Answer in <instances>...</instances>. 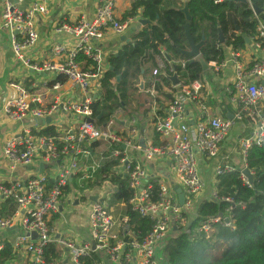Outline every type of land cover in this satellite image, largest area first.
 Segmentation results:
<instances>
[{
	"label": "built area",
	"instance_id": "1",
	"mask_svg": "<svg viewBox=\"0 0 264 264\" xmlns=\"http://www.w3.org/2000/svg\"><path fill=\"white\" fill-rule=\"evenodd\" d=\"M117 1L98 0L90 21L80 18L71 24L54 26L53 32L70 38L72 47L57 43L51 49V61L32 63L24 51L38 40L35 23L39 16L48 14L47 0H0V39H6L12 57L39 81L27 85L12 83L15 95L3 103L5 115L19 126L17 133L4 142L3 160L10 171L16 166L38 169L25 178L14 176L0 184L1 199L15 204L12 216L0 217V232L17 228L11 246L14 251L21 249L24 264H85L87 260L100 264L93 258L97 253L110 264H166L159 251L170 233L178 229L189 232L197 206L204 200L218 199L214 189L209 197L199 198L206 189L199 173L200 164L211 163L214 183L217 177L238 170L243 184L254 189V173L246 167V157L252 147L264 145V58L252 60L246 68L239 52L231 51L233 81L223 87L234 110L229 119L209 115L202 80L183 86L178 75L180 84L174 86L171 102L161 116L157 112L155 87L162 78L174 74V65L183 69L190 61L170 60L162 54L149 72L146 89L150 126L158 144L146 136L140 146L135 118L124 120L119 109L114 110L105 124H96L92 104L101 97L99 80L103 73L95 42L102 39L106 30L122 35L134 22V19L118 22L114 14ZM220 2L214 0L215 4ZM252 39L254 47L264 55V22L260 17ZM78 54L95 66L85 69L77 60ZM225 64L224 60L220 65L214 62L207 65L208 70L219 74ZM167 68L171 74L165 72ZM38 84L48 89L50 104L45 103L44 93L33 92ZM73 92L76 98L69 97ZM190 105L198 109L195 122L189 113ZM47 117L48 125L42 123ZM238 123L243 128L235 152L223 155V142ZM47 126L53 128L54 136L38 134ZM235 155L240 167L231 161ZM139 157L163 168L164 173L151 177ZM109 162L115 163L101 174L102 166ZM40 164L44 166L42 170ZM245 169L252 181L242 173ZM173 186L181 190V205ZM91 197L95 201H90ZM82 198L89 205L86 221L91 241L77 244L55 238L50 227L52 216ZM218 200L227 207L222 214L200 219L193 229L199 236H212L217 225L234 230L233 209L241 204H235L229 197ZM116 205L150 219L153 222L150 231L137 237L127 216L112 214ZM33 233L36 239L31 238ZM51 242L68 250L67 263L45 261L44 249Z\"/></svg>",
	"mask_w": 264,
	"mask_h": 264
},
{
	"label": "trees",
	"instance_id": "2",
	"mask_svg": "<svg viewBox=\"0 0 264 264\" xmlns=\"http://www.w3.org/2000/svg\"><path fill=\"white\" fill-rule=\"evenodd\" d=\"M184 3H187L191 17L189 28L193 42L197 44L204 37L199 53L206 64L214 62L220 65L226 57L225 48L233 52L245 49V38L252 39L255 36L257 19L260 17L254 16L251 7L261 10V15H264V0H248L247 4L226 1L215 4L214 0H131L130 8L118 22L140 17L152 22V25L142 27L132 35L130 42L123 44L116 54L107 57L109 68L99 80L101 97L92 104L93 119L98 126L105 124L116 109H121L123 113L129 112L127 105L134 92L141 83L146 90L148 83L145 77L156 67V61L162 54L170 60H185L178 53V50L187 49L183 29L186 21L179 11ZM219 32L224 37L222 45H217ZM77 60L84 64L85 69L95 66L81 54L77 55ZM165 72L171 74L169 68ZM202 74L201 65L196 61L187 62L183 69L178 66L177 70L183 86L201 81ZM57 81L64 82L65 79L57 78ZM168 87L170 92H174L168 78H162L155 87L158 107L159 97L168 99L167 95L161 94ZM164 110H159L161 116ZM38 134L47 137L55 135L50 126L44 127ZM153 139L157 145V135ZM114 163H104L101 174ZM246 167L254 173V189L243 184L238 170L217 177L214 185L218 199L229 197L235 204H241L233 209L234 230L217 225L214 234L208 238L195 233L193 229L200 219L222 214L227 207L226 203L218 199L204 200L196 208V217L191 221L189 232L178 229L170 233L160 249L159 256L166 264H264V145L252 147L248 151ZM124 209L123 214L127 216L137 237L141 238L150 231L153 225L150 219ZM14 211L15 204L12 201L1 202L0 217H10ZM57 218L53 215L52 219ZM2 244L0 262L3 264L11 261L15 252L10 243L4 241ZM64 256L63 249L55 242L49 243L44 249V259L48 263H63ZM90 263L88 260L85 262Z\"/></svg>",
	"mask_w": 264,
	"mask_h": 264
},
{
	"label": "crops",
	"instance_id": "3",
	"mask_svg": "<svg viewBox=\"0 0 264 264\" xmlns=\"http://www.w3.org/2000/svg\"><path fill=\"white\" fill-rule=\"evenodd\" d=\"M98 0H47L48 14L46 16H39L36 19L35 28L38 34V40L30 47H27L24 51L26 57L30 59L33 63H42L45 61L52 60V47L60 42L66 44L67 48L72 47V41L65 35H58L53 32V27L60 23L71 24L76 22L80 18H84L87 21H90L94 15L97 8ZM131 1L129 0H118L115 8L114 14L117 20L121 18L123 13L130 8ZM142 19L140 17L134 18V22L130 23L128 28L122 33V35H116L111 31H105L102 39L95 42V51L99 53L101 57L100 68L102 73H104L108 68L106 59L109 55L116 54L119 49L126 44V41H131L132 35L139 31L142 27L138 24V20ZM124 38V41H123ZM225 66L220 70L219 74H216V77L210 78L209 76L204 78V89L202 90V95L205 97V104L208 109L209 115L220 116L222 118H231L234 110L233 106L230 105L228 97L224 94V88L227 85H230L233 81V65L230 61L231 50L225 48ZM241 63L247 68L250 66L252 60L258 58H264L263 53L256 49L253 45V39H248L246 47L244 50L238 53ZM84 65V64H83ZM209 71V70H208ZM148 75V76H147ZM146 75V80L148 79L150 73ZM208 78V80H207ZM14 82H20L23 84H28L29 82L38 83V77L31 73L29 69L21 66L11 55L8 43L5 38L0 39V184L5 183L10 177H27L30 174L35 173L38 169L35 166L32 167H23L16 166L14 171L9 170V165L2 158V149L6 139L12 135H15L18 131V124L13 123L3 112V103L6 99L15 95L10 85ZM145 82V81H144ZM209 82V83H208ZM139 90L136 91L137 97L141 99L138 106L140 112H135L134 110H128V113H122L123 119L135 118L136 120V131L137 137L136 140L143 141V137L148 136L150 139H153L155 134L152 133L150 126V99L146 93L147 90H144L142 84L139 85ZM171 88L174 86L171 83ZM147 89V88H146ZM223 91V95L221 92ZM33 92H42L44 93V100L46 104H50V93H48L47 88L38 86L33 89ZM175 92V90H174ZM174 92H170L169 87L164 88L161 94L167 95V100L159 97V107L157 106V112L159 113L161 109L165 108L171 102V98ZM77 97V94H70L69 97ZM134 96V95H133ZM135 97V99L137 98ZM133 99L131 100V103ZM166 106V107H165ZM145 107V109H144ZM127 105V109H128ZM144 109V110H143ZM117 110V109H116ZM189 113L193 118V122L197 119L198 109L195 106L190 105ZM190 119V118H189ZM192 119H190L191 121ZM242 123L235 125L229 136L223 142L222 153L225 152V149L231 151L233 154L235 152V144L242 135ZM243 135H245L243 133ZM158 140V139H157ZM143 143V142H142ZM137 155V154H136ZM236 157H231V161L234 163L235 167H240L241 163L237 155ZM140 162L147 168L148 174L156 176L158 174H163L164 169L158 168V165L154 163H148L139 157ZM160 167V166H159ZM212 165H206L205 163L200 164L199 173L201 178L206 184L212 182V189H214V177L212 175ZM209 192L205 189L204 194H201L199 198L209 197ZM92 198V197H91ZM90 198V199H91ZM3 200L0 197V205ZM91 201V200H90ZM76 202V204H75ZM117 203H119L117 201ZM89 205L87 201L80 199L79 202L76 200L70 206L60 209L56 216V220L50 221V227L54 232L55 238L60 237L61 239L73 241L77 244L83 242L91 241V231L86 221V215L88 213ZM71 209L70 212L67 210ZM114 212L112 213L115 217H124L125 209L121 205L114 206ZM53 218V216H52ZM17 233L14 231L11 232H0V243L4 241L12 244L15 240ZM15 252V256L11 261H7L3 264H24V257L22 255L21 249H18ZM63 261L67 263L69 258L68 252H65ZM93 258L96 259L97 263L100 264H110L106 259L100 254H94Z\"/></svg>",
	"mask_w": 264,
	"mask_h": 264
},
{
	"label": "water",
	"instance_id": "4",
	"mask_svg": "<svg viewBox=\"0 0 264 264\" xmlns=\"http://www.w3.org/2000/svg\"><path fill=\"white\" fill-rule=\"evenodd\" d=\"M222 1H226V2H234V3H242V4H247L248 0H222ZM254 14L256 16H259L262 14V11L259 9H256L255 7H251ZM185 18L186 24L184 25L183 29H184V37L187 43V49L186 50H178V53L183 56L185 59L190 60L191 62H198L201 65L202 68V72H207L208 71V65L206 64V62L204 60H202L200 58V53L199 50L200 48L203 46L204 44V37L202 36L201 41L199 43H194L191 35H190V28H189V22L191 21V17L189 15L188 12V6L187 3H184L183 7L179 10ZM138 24L141 27H144L146 25H152V22L145 20V19H139L138 20ZM237 30V28H236ZM124 41V38H123ZM129 40L126 41V43H128ZM224 42V37L222 36V34L219 32L218 33V41H217V45H222ZM245 42L248 43V39L245 38ZM167 59H169L168 57H166ZM173 70H174V74L170 77H167L168 80L172 83L173 86H177L180 84L179 79L177 78V70H178V66L174 65L173 66ZM117 81H119V77L116 78ZM142 84V83H141ZM42 123L48 125L50 123V118H45L44 121L42 120ZM140 146H143L142 141H140ZM44 168L43 164L39 165V169L42 170ZM242 173L248 178L249 181H252V176L250 175L248 170H243ZM173 190L176 192V194L178 195V204L181 205L182 204V193L180 188H178L177 186H173ZM91 201H95V197H92L90 199ZM76 204V202H75ZM17 230V228H10L7 229V232H11V231H15ZM32 239H36V235L33 233L30 235ZM65 252H68L67 249H64Z\"/></svg>",
	"mask_w": 264,
	"mask_h": 264
},
{
	"label": "rangeland",
	"instance_id": "5",
	"mask_svg": "<svg viewBox=\"0 0 264 264\" xmlns=\"http://www.w3.org/2000/svg\"><path fill=\"white\" fill-rule=\"evenodd\" d=\"M260 19L264 22V15H260ZM210 75V76H209ZM210 77V78H212V77H216V74H214L211 70H209V71H207V72H204L203 74H202V80L204 79V78H206V77ZM207 80H208V78H207ZM209 83V82H208ZM138 90H139V88H138ZM140 91V90H139ZM221 94L223 95V91L221 92ZM135 97H137V94H136V92H134V96L132 97V99H133V103H129L128 104V110H134V112H135V116H136V112H140L139 111V107H137L138 106V104H139V102L141 101V99L140 98H136L135 99ZM144 109H145V107H144ZM143 109V110H144ZM229 148H227V149H225V152L224 153H222L223 155H230V153H232L231 151H229L228 150ZM206 189H207V192L208 191H211L212 190V182L211 183H209V184H206ZM68 212H70L71 211V209H68L67 210ZM164 261V260H163Z\"/></svg>",
	"mask_w": 264,
	"mask_h": 264
}]
</instances>
